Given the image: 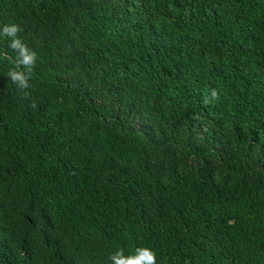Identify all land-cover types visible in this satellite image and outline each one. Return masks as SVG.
<instances>
[{
	"label": "trees",
	"instance_id": "16d2710c",
	"mask_svg": "<svg viewBox=\"0 0 264 264\" xmlns=\"http://www.w3.org/2000/svg\"><path fill=\"white\" fill-rule=\"evenodd\" d=\"M7 23L37 60L25 99L0 36V264H264V0H0Z\"/></svg>",
	"mask_w": 264,
	"mask_h": 264
},
{
	"label": "clouds",
	"instance_id": "9594fccd",
	"mask_svg": "<svg viewBox=\"0 0 264 264\" xmlns=\"http://www.w3.org/2000/svg\"><path fill=\"white\" fill-rule=\"evenodd\" d=\"M22 31L21 27L15 23H7L0 26V36L9 38V47L16 53L15 64L8 75L12 82L23 90L25 99L31 95L27 89L30 87L29 80L34 73L36 66L37 54L30 49L19 36ZM7 58V57H6ZM17 69H20L19 71ZM215 90L212 96L216 97ZM32 106H36V101H32ZM110 264H157L156 253L147 247H139L135 249L132 255H125L123 249L113 252L108 257Z\"/></svg>",
	"mask_w": 264,
	"mask_h": 264
}]
</instances>
